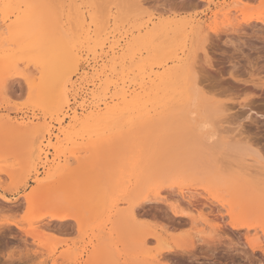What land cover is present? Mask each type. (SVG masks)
<instances>
[{
	"label": "rangeland",
	"instance_id": "rangeland-1",
	"mask_svg": "<svg viewBox=\"0 0 264 264\" xmlns=\"http://www.w3.org/2000/svg\"><path fill=\"white\" fill-rule=\"evenodd\" d=\"M78 1L80 12L92 20L111 15L117 31L111 27L115 31L109 35L110 30L93 25L92 31L74 36L66 21L74 12L70 0H35L33 10L19 2L0 3V196L12 201L0 198V260L11 264L23 253L32 264H264V159L256 164L249 156L238 162V154L217 144L216 137L210 143L209 131L196 124L208 115L203 112L209 103L222 104L230 111L213 124L219 141H249L264 156V0H244L240 13L234 0H152L147 12L132 7L130 0ZM225 8L233 10V23L221 13L215 17ZM26 17L32 19V31L10 28ZM150 19L169 24L151 40L156 49L165 43L164 52L125 53L115 77L108 79L129 76L132 80L124 82L135 85L151 70L172 67L176 55L171 57L170 50L177 49L181 57L185 49L200 73V93L193 92L188 102V88L179 81L172 108L153 116L156 125L126 122L97 130L72 124V111L99 82L90 64L105 58L112 35L123 45ZM175 30L186 33L179 39ZM62 37L76 40L84 57L70 109L58 115L46 72L27 63L23 51L32 42L38 52L59 48ZM17 45L24 47L18 50ZM95 49L96 56L91 53ZM148 63L152 69H139ZM26 196L50 199L31 206ZM135 206L134 218L130 210Z\"/></svg>",
	"mask_w": 264,
	"mask_h": 264
},
{
	"label": "bare ground",
	"instance_id": "bare-ground-1",
	"mask_svg": "<svg viewBox=\"0 0 264 264\" xmlns=\"http://www.w3.org/2000/svg\"><path fill=\"white\" fill-rule=\"evenodd\" d=\"M6 1H9L10 4L12 2H14V3L15 2L23 3V4H25V6H26V8L28 10H33L34 9L33 1H35V0H0V3L2 4V3H5ZM130 1L133 4V6L131 5L132 7H134V5H136V4L141 2V0H130ZM226 1L227 0H224V2H226ZM63 2H64V0H63ZM78 2H79L78 0H70V2L68 4L70 10L74 11L72 13V15L70 17H68L67 20H66L68 22V24L71 26L69 28V32L71 34H73L74 36H77L81 32H90V30L93 29L92 28L93 25H94V27H96V29L97 28L101 29L102 32H108V30H110V29L111 30L116 29L114 26H113L114 29H112L113 28L112 27L113 20H115V19L113 18V20H112L111 15L104 16L100 20H97V19L96 20L95 19L92 20V19H90L89 16H87L84 13L85 11L83 13L80 12V9H79V6H78ZM207 2L209 4H212V3H214V0H207ZM183 3H185V2L183 1ZM234 3L236 4V6H234L235 12H237V13L238 12L239 13L242 12L243 11L244 0H234ZM224 4H226V3H224ZM186 5H188V4H186ZM186 5H185V7H187ZM217 7H218V5H217ZM103 10H104L103 12L105 14V12H107V11H105V8ZM220 13L222 15H224L230 23H233V20H231V15L233 13L232 9H229V8L220 9V11H216L214 13L215 17L220 15ZM31 22H32V19H30L29 17H26L23 21H18L14 25L10 26V28H12V29H14L15 31H18V32H22V30L23 31L24 30L32 31L31 30L32 25H29ZM166 23L167 22H164L163 20H159V22H157L155 19L148 20L147 23H146V26L144 28L143 27L140 28L141 29L139 31L140 34L139 35H134V33H131L132 34L131 39H129L130 37H128L129 36L128 35L127 36L128 39L126 40V42L123 45L120 43V40H118L119 38L117 36L115 37V36L112 35L113 40L110 41L111 45L109 47V51L107 52L105 58L101 59L102 58L101 57L100 58L101 60H96V61H94V64H90L91 65V69H89V70L92 71V75L95 76V78H97L99 80V82H98V84H93L95 89L92 90L90 93H88L86 96L84 95L85 98H82L83 100L80 103H78L79 104L78 107L75 108L72 111V115H70V119H71L70 122L72 124L73 123H75V124L79 123V124H83V125H86V124L90 125L91 124L90 126L93 127V128H97V130H99L98 127H101V126L103 127V125H105V124H107V126H108V124L112 125L111 126V129H112V127H114L113 125H115L116 127L117 126L119 127L118 123H125L126 124V122L127 123H131V124H134L135 122H138V125L146 124V123L147 124L152 123V125H156L157 122L153 120V116H157L162 111H168L169 108H172V105H173L174 101L172 100L171 95L174 94V92L177 90V85H178L179 81H183L184 80V82H185V84H186V86L188 88V90H187L188 102L191 100L193 92H196V93L199 92L200 93V91H198V89H199V85H201V83L199 84L198 79H197V77H198L197 73H199V72L196 73V71L194 70L195 68L193 69V64L190 62L193 59L192 58V52L191 51H189V52L188 51H184L185 49H181L180 47H179V50L180 49H181V51L183 50V52H181V54L183 53V56H181V57L178 56L179 54L177 55V49H174V51L170 50V52H172L171 57H173L174 54L176 55V56H174L176 58L175 59L173 58L175 60V62L173 61L174 64H173L172 67H170V68L161 67V69L158 70V71H156V70L152 71L151 70L150 71L151 73L148 74L147 77H142L141 81L136 83L135 85H133V83L130 84V82H129V84L124 82L126 79L129 78V76L126 79L123 78L124 81L119 76H118L119 79L117 78L115 81H114L113 78L111 80L108 79V77L114 76V74H116L115 72H116L117 65L120 64L119 61L123 60V57L125 58V53L136 52L138 50L139 51H141V50L143 51L144 50V51H146L148 53L156 52V50H158L156 53H158V52H162L163 53L164 52V50H163L164 48H163L162 44L164 45L165 43L161 44V46L159 47L160 49H158V48L156 49V47H155L156 44L154 46V44L152 43L151 40L153 38H155V37H156L155 40H157V36L156 35H158V33L160 31L164 32L165 29L168 30L167 26L169 24L168 23L166 24ZM176 23L174 22V24H176ZM192 23H194V22H192ZM192 25L193 24H191V26ZM201 26H202V24L200 22H198L197 29H200ZM231 26H234V25H231ZM139 27H140V25L138 26L137 23H136L135 24V28H139ZM117 28H119V27H117ZM62 29H63L64 35L67 36L66 35V31L64 29V24L62 26ZM240 29H241V27H240ZM171 30L173 31V29H171ZM184 30H186V29H184ZM52 31H53V33L59 31V27L54 28ZM116 31H117V29H116ZM142 31H144V33ZM172 31H171V33H173ZM176 31L178 32L179 30H175V33H176ZM181 31H182V29H181ZM181 31H179L181 33V34H179V36L176 35L179 39L182 37V33H186V31H183V32H181ZM236 31H238V30H236ZM188 32H189V30H188ZM112 33L113 32L111 31V32H108V33H105V34H109L110 35ZM168 34H169V32H168ZM93 35H94V33H93ZM183 35H185V34H183ZM164 37H166V36H164ZM210 37H212V35ZM62 38H63V41L58 46L59 48L47 49L45 52H38L37 50L32 49V46H33V42H32V43L28 44V48L23 51V55H24L27 63H33L35 65L38 64L46 72V87L48 89V95L51 97L53 108L55 109V112L58 115H62L67 108L70 109V104H71L70 92L72 91L71 89L75 87V82H76V81L74 82V77L77 76L80 73V71L82 69L81 68V63H82L83 57H84L83 56L84 52L80 48H78V45L75 44V42H77L75 39H74L75 40V42H74V41L66 40L64 37H62ZM103 38L106 39V35ZM89 39H90V37H89ZM108 39H109V37H108ZM99 40H101V39H99ZM209 40H210V38H209ZM91 41H92V39H91ZM98 42L99 41L97 40V43ZM172 42H174V41L172 40ZM155 43H157V42H155ZM158 43H159V40H158ZM170 43H171V40H170ZM176 43H178V41ZM102 44H103V46H105L104 42ZM168 44L166 43V46ZM175 44H173V45H175ZM25 45L26 44H24V46ZM173 45H171V46H173ZM17 46H18L17 47L18 50L21 49V47H24V46H20V45H17ZM92 46H93V43H92ZM171 46L169 45L168 47H171ZM100 47H101V45H100ZM184 47L185 46H183V48ZM101 48H103V47H101ZM96 51H97V49H95L94 51H91V53H93V55L96 56L97 52H98V51L97 52ZM167 55L168 54L166 53L165 56L167 57ZM5 56H7V55H5ZM132 56H133V54H132ZM129 57H131V56H129ZM145 58L148 59L149 57H144V59ZM197 58H198V56H197ZM132 59H133V57H132ZM145 61H147V60L145 59ZM149 61H150V59H149ZM143 65L142 66L138 65L139 69L140 68H145L146 66L148 67V65H150V64L148 63V64H145L144 66ZM122 66H124V65H122ZM128 67H129V65H128ZM17 68H21V66L17 67ZM122 68H124V67H122ZM127 69H124V71L127 70ZM147 69H149V68H147ZM150 69H152V68H150ZM35 70H38V69H35ZM130 71L131 70H129V72ZM30 72H32V71H30ZM108 72H110V73L108 74ZM132 73H133V71H132ZM128 74H130V73H128ZM87 75H89V72H86V76ZM144 75H145V72H143V76ZM102 77H104V78H102ZM133 79L136 80L135 78H133ZM119 80H121V81L119 82ZM131 80H132V78L130 79V81ZM92 82L95 83V81H92ZM262 87H264V86L262 85ZM112 88H113V91H112ZM90 99H91V101H90ZM193 103H195V101ZM209 104L207 105L208 107L206 106L207 109L205 110V112H203V115H204V113H208V115L205 117V119L203 118L201 120H198V122H196L198 130H201V131H203V130L206 131L207 130V131H209L208 132L209 136L207 138H208V140L211 139L210 143H211V141H213L212 139H214L216 137V142H218L217 144H219V142H220V145L221 144L228 145V149H229L230 153L234 152L235 153V155L233 154L234 156H236L238 154L239 159H241V160H239L238 157L237 158L235 157L236 159L239 160L238 162L241 161V162L244 163L246 160H248V157L250 156L251 158L254 159V162H256V164L262 163V161L264 159L263 158L264 156H262L261 153H259V151L254 149L251 146L252 144H250L249 141L244 142L241 139V140H238V141L236 140L235 143L231 142L232 144L231 143H227L226 144V142L222 143L221 141H219L220 137L218 138L216 136L218 133L215 131V127L216 126H214V125H216L215 124L216 121L218 122L220 120L218 123L222 122L221 121L222 118L220 119L219 117L220 116L222 117L225 114V111L228 112V111H230V109H228V110L226 109L225 110L226 106H222V104L221 105L218 104V106L217 105L216 106H210ZM211 105H213V104H211ZM68 113H69V110H67V114ZM193 114L195 115V113H191V116H193ZM61 120L63 121V119H61ZM108 127H110V126H108ZM87 128H89V127H87ZM101 129H103V128H101ZM195 131H197V129ZM60 132L61 133H66L63 129ZM91 133H92V131H91ZM84 134L85 133H83L82 135H84ZM95 136H98V135H95ZM239 137H241V136H239ZM204 138H203V141H204ZM207 138H205V139H207ZM217 139H218V141H217ZM208 140H206V141H208ZM200 141L203 142L202 140H200ZM203 143H205V141ZM212 144H213V142H212ZM222 146L223 145H221V147ZM225 150L227 151V149H225ZM243 163H242V166H243ZM131 165H132L131 167L133 168L134 164L132 163ZM238 167L239 166H237V168ZM241 168L245 169V170H248L247 168H243V167H241ZM241 168H240V170H241ZM261 169H263V168H261ZM242 171L243 170H241V172ZM244 173H246V172H244ZM259 174H262V173L260 172ZM252 175H253V172H252ZM261 176L264 177V175H261ZM34 181L37 182V180H34ZM94 189H96V188H94ZM189 192H190V190H189ZM91 194H93V193H91ZM90 196L93 197L94 195H90ZM91 197L87 196L88 201H90ZM0 198L3 201H5V202H12L11 200H9L5 196H0ZM26 198L28 199L29 204L31 206L33 204L42 205L45 202H48L49 199H50V198H44V199L36 200V199L30 198V196H26ZM186 198L188 199V197H186ZM192 198H193V196L190 197V201H191ZM92 200H93V198H92ZM138 207L139 206L132 207L133 209L130 210L131 211L130 215L133 216L134 218L137 215L136 214L137 213V209L136 208H138ZM261 208L262 209L260 210V215L262 217V216H264V205ZM76 220H77L78 223H81V220L79 218L76 219ZM192 222L196 223V220L193 218ZM45 227L49 229L48 225L45 226ZM257 231H258V229H257ZM257 234L258 233H256V235ZM158 236L156 235L157 238H158ZM145 242L147 243V241H145ZM146 243H145V245H146ZM148 243H149V241H148ZM54 252L55 251H52L51 254L52 253L54 254Z\"/></svg>",
	"mask_w": 264,
	"mask_h": 264
},
{
	"label": "snow or ice",
	"instance_id": "snow-or-ice-1",
	"mask_svg": "<svg viewBox=\"0 0 264 264\" xmlns=\"http://www.w3.org/2000/svg\"><path fill=\"white\" fill-rule=\"evenodd\" d=\"M135 7L139 8L141 11L147 12L152 7V0H141L140 3L135 5ZM4 222L8 223L10 221L6 219ZM30 255L31 254L29 253V256ZM0 264H4V261L0 260ZM11 264H32V260L30 258L25 259L24 254L21 253L18 259L11 261ZM49 264H51V262H49Z\"/></svg>",
	"mask_w": 264,
	"mask_h": 264
}]
</instances>
